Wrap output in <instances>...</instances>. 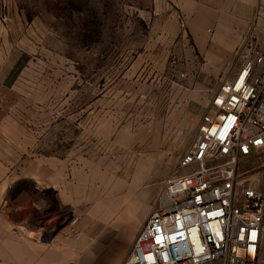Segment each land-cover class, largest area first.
Returning a JSON list of instances; mask_svg holds the SVG:
<instances>
[{
	"label": "rangeland",
	"instance_id": "1",
	"mask_svg": "<svg viewBox=\"0 0 264 264\" xmlns=\"http://www.w3.org/2000/svg\"><path fill=\"white\" fill-rule=\"evenodd\" d=\"M250 7L225 0L222 18L243 38L227 66L244 62L247 46L264 51V0L255 17ZM175 9L174 0H0V177L29 160L65 164L60 191L21 178L2 199L23 205L22 226L37 236L87 234L84 223L96 219L92 264L123 263L231 76L198 51L182 17L177 38L163 36ZM239 171L241 186L264 191V154ZM109 208L115 216L104 225ZM87 253L82 246L79 264Z\"/></svg>",
	"mask_w": 264,
	"mask_h": 264
},
{
	"label": "built area",
	"instance_id": "2",
	"mask_svg": "<svg viewBox=\"0 0 264 264\" xmlns=\"http://www.w3.org/2000/svg\"><path fill=\"white\" fill-rule=\"evenodd\" d=\"M247 47L122 264H264V191L241 186L239 171L264 154V51Z\"/></svg>",
	"mask_w": 264,
	"mask_h": 264
},
{
	"label": "crops",
	"instance_id": "3",
	"mask_svg": "<svg viewBox=\"0 0 264 264\" xmlns=\"http://www.w3.org/2000/svg\"><path fill=\"white\" fill-rule=\"evenodd\" d=\"M239 1L248 2L250 6L252 5L249 9L252 12V17L256 16L257 0ZM174 4L176 11L168 12L164 19L163 36L166 33L168 39L175 40L180 28L178 17H182L189 27L192 25L191 31L196 33L195 35L201 41L198 51L202 55H206V59L210 63L219 65L218 73L233 75L237 72L244 63L243 59L239 58L234 65L227 66L226 64L232 59L238 47L242 45L243 38L242 36L238 37L237 33L234 32L231 27L232 20L228 21V25L230 23L231 25L227 26L222 18L225 0H174ZM156 14L158 16L159 13L156 12ZM211 27L214 29V37L210 43L209 31H212ZM249 35L246 36L248 37L246 38L248 44L251 41V35ZM64 169L65 164L62 160L46 157L37 163L29 160L23 169L7 172L2 178L0 177V264H79L82 246L85 252L88 251L87 264H92L91 255L95 253V240H97L98 234L96 219L90 218L87 223H84L89 225L87 234L84 232L80 234L73 232L55 233L51 235L50 240L43 241L42 238L46 234L37 236L39 231L22 226L24 220L21 213L25 209L23 205L5 198L2 199L6 189H9L21 178H31L40 180V182L46 181L49 187H54L60 191L59 189L65 183ZM109 210L110 212L107 211L104 216L100 217L103 224L111 223L112 217L115 216L114 209L109 208ZM14 228H16L17 233L12 232ZM117 244L110 246L112 251ZM118 254L120 257L115 263L120 262L124 256V252Z\"/></svg>",
	"mask_w": 264,
	"mask_h": 264
},
{
	"label": "water",
	"instance_id": "4",
	"mask_svg": "<svg viewBox=\"0 0 264 264\" xmlns=\"http://www.w3.org/2000/svg\"><path fill=\"white\" fill-rule=\"evenodd\" d=\"M62 226H59V229L61 228ZM51 236H48V235H45L42 239L43 241H48L50 239ZM71 264H74V263H71Z\"/></svg>",
	"mask_w": 264,
	"mask_h": 264
}]
</instances>
